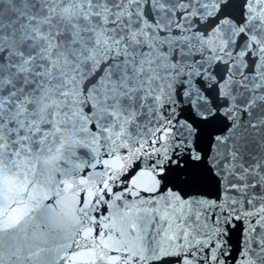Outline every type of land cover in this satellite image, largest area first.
Wrapping results in <instances>:
<instances>
[{
    "label": "snow or ice",
    "instance_id": "obj_1",
    "mask_svg": "<svg viewBox=\"0 0 264 264\" xmlns=\"http://www.w3.org/2000/svg\"><path fill=\"white\" fill-rule=\"evenodd\" d=\"M0 264H264V0H0Z\"/></svg>",
    "mask_w": 264,
    "mask_h": 264
},
{
    "label": "water",
    "instance_id": "obj_2",
    "mask_svg": "<svg viewBox=\"0 0 264 264\" xmlns=\"http://www.w3.org/2000/svg\"><path fill=\"white\" fill-rule=\"evenodd\" d=\"M9 7H11V6H9Z\"/></svg>",
    "mask_w": 264,
    "mask_h": 264
}]
</instances>
